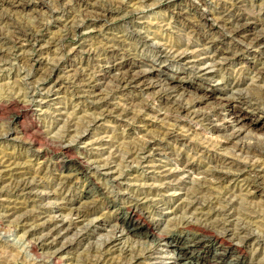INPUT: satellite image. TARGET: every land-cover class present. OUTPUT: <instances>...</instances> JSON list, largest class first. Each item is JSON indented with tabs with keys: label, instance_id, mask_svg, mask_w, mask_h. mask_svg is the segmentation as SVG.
Wrapping results in <instances>:
<instances>
[{
	"label": "rangeland",
	"instance_id": "obj_1",
	"mask_svg": "<svg viewBox=\"0 0 264 264\" xmlns=\"http://www.w3.org/2000/svg\"><path fill=\"white\" fill-rule=\"evenodd\" d=\"M109 1L81 4L77 0H33L36 4L27 8L0 7V13L8 16L0 20V264H177L178 249L167 250L161 242L166 233L174 238L188 236L184 245L202 234L214 236L212 242L189 250L195 260H203L202 264H240L237 256L264 264V192L261 187L247 194L250 187L245 183L247 177L255 175L254 169L264 173V152L253 154L236 144L264 139V108L239 105L237 114L243 118L235 121L228 107L217 104L227 82H240L245 93L264 90V79L252 80L254 71L264 68V44L255 41L259 35L264 37V0H115L124 4L123 10L101 17L95 7ZM216 4H225L248 17L246 36L230 39L220 13L212 10ZM197 15L204 17L205 26L199 24ZM81 22L89 28L77 30L73 24ZM139 26L142 32L135 38L142 42L146 39L147 45L140 42L136 47L135 39L123 34L125 29L136 31ZM205 29L215 32V37L226 36L210 47L212 53L222 56L216 58L221 66L211 67L214 61L204 57L207 64L201 70L214 77L190 72L193 54L182 65L170 56H154L153 44L165 40L183 44ZM197 42L202 40H197L189 51L202 47ZM114 43L119 51L116 60L124 69L133 72L152 68L156 76L152 81L158 84H143L136 90L111 89V80H99V74L88 81L90 72L105 65ZM235 43L245 52L231 55L226 51ZM226 54L230 56L227 60L223 58ZM169 82L178 90L185 87V97L198 91L203 95L205 91L208 95L201 100L200 108L211 115L221 112V117L227 118L214 116V121L194 122L189 127V118L166 116L165 106L169 103L165 99L173 89L160 83ZM107 102L109 106L104 105ZM225 122L229 132L241 131V139L221 143L223 131L212 128ZM143 141L156 143L158 149L151 151ZM137 145L144 149L133 156L136 161L103 165L102 159L111 160L112 154L122 159ZM176 153L180 159H189L194 175L213 167L211 158L216 155L242 163L241 170L217 166L228 172L229 178L209 187L227 189L226 195L234 201L252 206L254 211H247L249 215L216 214L212 218L223 215L231 230L237 225H227L230 220L247 225L254 232L249 241L231 239L232 231H225L222 224L201 223L204 217L199 211L184 216L178 209L184 198L189 200L187 188L192 192L193 185L187 174H179L175 176V181L179 180L176 188L165 191L162 181L167 160L176 158ZM20 182H28L32 189H18ZM205 194L202 206L208 209L216 199ZM131 210L143 224L137 233L132 232L131 223L125 227L118 224ZM182 217L194 224L185 226ZM207 223L209 227L204 226ZM107 240L115 241L107 246ZM216 248H226L227 255L219 258Z\"/></svg>",
	"mask_w": 264,
	"mask_h": 264
},
{
	"label": "bare ground",
	"instance_id": "obj_2",
	"mask_svg": "<svg viewBox=\"0 0 264 264\" xmlns=\"http://www.w3.org/2000/svg\"><path fill=\"white\" fill-rule=\"evenodd\" d=\"M32 1L33 0H0V7H2L4 4L7 5V6L9 5V6H15L16 7V5H18V6H22V7H26V6L28 7V6H32V5L36 4L35 2H32ZM77 2L81 3V4H83V3L86 4V3H89V0H77ZM123 8H124V4L119 2V1H115V0L109 1L108 3H104V2L101 3V4L99 3L95 7V9H97V11L99 10L98 11V15H100L101 17H106L107 13L114 14L116 12H119V11L123 10ZM0 10H2V9H0ZM189 10L191 11V10H194V9L190 8ZM212 10H217L220 13L221 17H220V15H219V17H220L222 23L224 25L228 26V28H229V32H230V34L232 36L230 38L231 40L234 41L237 36L244 37V36L247 35V33L249 31L248 28H250V26H249L250 21L248 20V17H246L245 14L240 13V12L236 13L235 11L233 12L225 4H223V5L222 4L221 5L220 4H216V5L212 6ZM188 13H190V12H187L186 14L188 15ZM194 13L196 14V11H194ZM6 16L7 15H3L2 13H0V20L1 21H4L5 19L7 20L8 16L7 17ZM197 17H199V22H200L199 24H202V25L205 26L206 22H205L204 17L202 15H197ZM219 17H217V18H219ZM83 22H81L80 24L76 23V24H73V25H76L75 28L77 30L79 29V30L83 31V30L89 28L88 26L86 27L83 24ZM69 23H71V22H69ZM135 26H137V25H135ZM199 26H201V25H199ZM141 28L142 27H140V26H139V29H137L135 27L134 30H136V31H128V29H125L126 32L123 34V36L134 38L135 42H134L133 45L137 47L139 45V43L142 42V41L139 40V39H136L135 37L137 36L138 33H140V31H141L140 29ZM200 29H202V28H200ZM157 37H158V35H156V37H153V38H157ZM225 37L226 36H223V35H219L218 37H215V32H212L211 29H207L206 31L203 30V33H201L199 36H195V37H192V39L187 40L186 43L179 44L177 42H172L170 40H165V42L162 43V44H160L161 42H157V44L155 43V45L153 44V47L151 49H152L153 54H154L155 57L157 56L158 58H161L162 56H164V57L167 58V56L168 57L170 56L174 60L175 63L181 64V65H182L183 62L184 63L186 62L187 58L189 57L188 56L189 54H193V55H191V57H194V62L190 65L191 66L190 72L192 73L194 71H196V72L198 71L199 73L204 75L206 78H212V77H214L213 73H204L203 70H201V68H202L203 64H207L206 63V59L207 58H211L214 61L213 65L211 67H218V65L221 66V62L219 60L221 59L222 56H220V57L217 56L215 54L216 52L212 53L210 51V47H211L212 43H214V41H216V39H220V38L223 39ZM199 39L202 40V42H197V45L198 46L201 45L202 47L199 46L200 47L199 50H197V48L196 49L191 48L192 50L189 51L190 46H192L193 44H196V41L199 40ZM154 41L156 42L155 39H154ZM255 41L259 45L264 44V37L262 35H259V36H257L255 38ZM146 42H147V40L145 39L142 42L141 45L146 46L147 45ZM123 44H124V42H123ZM116 45L118 46L117 43L111 44V46H110L111 48H109V51L107 52L108 56H107V60H106L105 65L103 67L100 66L102 68H98L97 67L95 69V71H92L93 73L90 72V74H88V78H89L88 81H90V79H92V78H96L97 74H99L100 75L99 80L105 79L106 77H108V79L111 80V84L113 85V87H110L111 89L115 87V88L136 90L138 87L143 86V84H145V85H148V84L154 85L156 83L158 84V82L154 83L152 81L156 77L152 73V68H144V69L142 68L140 70H135L133 72L129 68L124 69L123 64L122 63H118V61L116 60V59H118V55H119V51H118ZM182 45H184V47H182ZM245 50H246L245 48H242L240 45H238L236 43L233 44V47L231 46V49H229V48L226 49V51H230L231 52V55H236L240 51H244L245 52ZM142 51H143V47H142ZM224 51L220 52L219 54H224L225 53ZM204 57H207V58H204ZM216 58L217 59L219 58V60H216ZM223 58H225L227 60V59L230 58V56H228V54H226L225 56H223ZM218 70L219 69H217V71ZM114 71H117V74L115 73V74L111 75V73H113ZM254 72L256 74L252 76V80L254 78H256V79L257 78L264 79V68H258ZM84 78H86V77H84ZM160 86H165L166 88L173 89V91L168 93V97L165 99L166 102L169 103L166 106L164 105L165 109H166L165 113H166V116H168V117L174 116L178 120L179 119L180 120H188V118H189L190 121H191L189 123V127H191L194 122H195V124H201L204 120H210V121L216 120V119H213L214 116H216V118H218V116H220V117L222 116V115H220L221 112L219 114L215 113L214 115H211L210 112H207V111L203 110L202 108H200L201 100L205 96L208 95L205 91H203L205 93L203 95L200 94V91H198V90L197 91L199 93L198 92H195V93L193 92L194 94L190 91L192 94L189 95L188 97H185L184 96V93L186 92L185 87L178 90L176 88L177 86L170 85V82L168 84L160 83ZM174 88H175V90H174ZM259 89H258V91H256V93L255 92L254 93L253 92L252 93H250V92L249 93H245V92H243V89L240 88V82H233V83H228L227 82V83H225L223 85V88L221 89L222 91L224 90V93L220 94L221 97L219 98V101H218L217 104L221 105L222 107L223 106L228 107V109L230 110L229 114L234 115L235 121H239V120H241L243 118L242 115H239V113L237 114V109H238L239 105L240 106L244 105V106H247V107H253L256 110L264 108L263 107L264 106V90H261V88H259ZM104 105L109 106L110 103L107 102ZM233 113H235V114H233ZM221 118L222 119H224V118L226 119L227 116L223 115V117H221ZM116 122H118V120H116ZM226 123L227 122H225L223 124L216 123L215 126L212 128V129H215V130L217 129L219 131H223L224 140L222 141L220 139L222 144H227V143L233 142L235 139L240 138V135H241V131L240 130H233V131L229 132L228 131L229 125L226 124ZM206 130H208V129H206ZM72 131L76 132L75 130H70V133ZM165 134L168 135V134H170V132H166ZM143 144L151 146V151H156V149H158V148H155L156 143H151V141H145V142L143 141ZM236 144L239 147V149L245 150L247 152H251L253 154H262L264 152V139L257 138L253 142L241 141V142H236ZM190 145H191V147H194V149L196 148L195 144L191 143ZM142 149H144V147H142V146L139 147L137 145L136 149L135 148L132 149V151L127 152V154L124 155V156L121 155L122 159L120 158V155L112 154L111 160L102 159L103 160V165H109L110 162L118 161V160H122L124 162L125 161L134 162V161H136V158L133 157V156L134 155L137 156L141 152L140 150H142ZM176 154H177V155H175L176 158H174L173 160H171V158L168 157V160H167L168 163L166 164V166L168 168L164 171L165 172V177L163 178V180H165V181H162V184L165 185L164 186L165 187V191H168L171 188H176V184H179L178 183L179 180L175 181L177 179V178H175V176H177L179 174H182V175L183 174L184 175L187 174V176L190 177L191 183L193 185V189H191V190H193V191L190 192L188 190L189 188H187L188 194H190V196H189L190 198H189V200H185L186 198H184V201H182L180 203L179 207H178V209H182V211L184 212L183 215L187 214L189 212L193 213L195 211H199L200 215L202 217H204V219H200L199 220L201 223L205 220V221H210L212 226H217L219 224H222V226L224 227L225 231H232L230 236H229L231 239L238 240V241H241V242L249 241L250 238L252 237V235L254 234V232L251 231L248 228L247 225L238 224V223H236L237 220L235 222L231 221V220H230V222L226 221V222L230 223V224H227V225H234V224L237 225V227L234 225L235 228L233 227L234 229L231 230L230 228H227V226L225 224V221H224V219L222 217H223L224 214H228L229 215L230 213H233V214H235V213H239L240 214L241 213V214H246L247 215L249 211H254V210H252L253 209L252 206L251 205H247V203H242L240 201H239L240 203L234 201L232 198H230V196L226 195V194H228V190L227 189L217 190L216 188H210L211 187L210 185L214 184V182L220 183V184L223 183L224 179L229 178V175H230V174H228V172L226 173L225 171L223 172L222 170H220L217 166H220V165L236 166L237 170H241L240 168L242 167V163L236 161L235 159H230V158H228L226 156H218V155H216V156H213L211 158V161L215 163L214 166L213 167L210 166L209 168H205L203 170H199L198 171V175L199 176H198V175H194L193 174L194 167L192 165H190L189 159L188 158L180 159L179 158L180 154L179 153H176ZM78 170L81 173L85 172L82 169H78ZM254 172H255L254 176H249L247 178L245 177L246 181L244 180L245 183H247V185L250 187L249 190H247V194H251L254 191H257L258 189H260L261 187L262 188H261L260 191L264 192V186L260 185L261 183L264 182V173L262 174L261 171H257L255 169H254ZM260 180H262L263 182H259ZM175 182H177V183H175ZM180 182H181V179H180ZM217 186H219V185H217ZM30 187L31 186H30V184L28 182H20L17 185V188L21 189L23 191L30 189ZM31 189H32V187H31ZM250 189H254V190L250 191ZM147 190H149V189H147ZM204 192L208 193V194H212L211 198L209 196H208V198L212 199V197L214 195L215 199H216V202H214V200H213V203H215V205L209 206L208 209L202 206V200L201 199L203 197H205V195H206ZM239 206H240V208H237ZM87 209H89V208H87ZM90 212H91V210H90ZM216 214L217 215L223 214V215H222V217L220 219L212 220L213 215H216ZM182 219H183V217H182ZM221 219H223V220H221ZM127 222L133 224L132 232H134V233H137V231L139 229H141V227L143 226L140 218H138V219L135 218L134 211H132V210H131V212H128L127 217L125 219H123V221L119 222L118 224H120L121 227H125V224ZM182 224H185V226H188V225L194 224V222L193 221L191 222L189 220L183 219L182 220ZM203 224H205V223H203ZM68 225H70V224H68ZM208 225H210V224L207 223L204 226L205 227H209ZM38 226L40 227L42 225H38ZM58 228H60V225H59ZM67 228L68 227L66 226V229ZM57 231H59V230H57ZM30 233L34 234L35 230H32ZM58 233H62V231H60ZM55 234H53V235H55ZM187 237L182 235V234H180L179 237L177 236V238L176 237L174 238L169 233H166L161 238V242H163V246L166 247L167 250L171 249L172 251H175V250L178 249L179 256H177V258L175 259V263H177V264H200L201 263L202 264L203 260L200 261V258H197L195 260L194 259L195 257L193 255L189 254V250L193 251L195 248H200L201 245H203L204 243L212 242L215 239V237L214 236H208L207 234H204V235L202 234V235H199V236L195 237L192 240L191 244L184 245L185 241L188 239ZM256 238H258V237H256ZM39 239H42V236ZM111 239H114V238H111ZM44 240H45V238H44ZM262 240H264V239H262ZM114 241L115 240H107L106 241V245L107 246H109L111 244L113 245ZM258 242H260V241H258ZM45 243H47V242H45ZM61 248H62V246H61ZM216 250L218 252H216L215 255L219 256V258H223L225 255H227L226 248H216ZM236 260H237V263L239 262L240 264H257V263H254L252 261L253 259H251V258H250V260H246V259L244 260V259L240 258L239 256H237ZM213 264H217V263H213ZM258 264H260V263H258Z\"/></svg>",
	"mask_w": 264,
	"mask_h": 264
}]
</instances>
